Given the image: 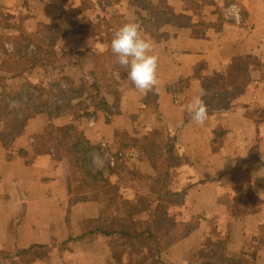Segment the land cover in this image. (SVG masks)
Here are the masks:
<instances>
[{"label":"crops","instance_id":"1","mask_svg":"<svg viewBox=\"0 0 264 264\" xmlns=\"http://www.w3.org/2000/svg\"><path fill=\"white\" fill-rule=\"evenodd\" d=\"M217 3H203L214 10L197 22L190 19L193 25L180 26L169 38L139 24L140 12L125 18L139 24L142 37L151 42L150 54L159 58V82L142 94L131 85L128 70L121 78L110 73L120 94L118 115L82 121L85 138L97 147L94 157L103 161L94 170L100 173L97 193H69L63 165L51 150L35 145L42 121L31 122L9 144L0 141V264H195L208 258L218 242L232 255L264 264V148L259 163L245 164L257 134L264 145L258 131L264 121L255 124L243 117L249 102L239 107L217 99L228 94L227 84L229 93L236 89L240 94L232 100L250 91L241 94V83L253 62L264 57V0H229L222 8ZM97 4L109 13L119 7L109 0H93L89 8L85 0H0V34L36 33L67 8L80 9L79 15L93 22ZM197 26L193 34L190 29ZM96 39L95 32L58 40L57 47L71 54L55 61V68L38 65L22 77L1 71L7 55L0 49V75L10 79L9 85L23 79L40 83L54 70L70 73L78 83L87 80L92 87L98 80L97 55L111 50V43ZM180 90L191 99L201 92L206 93L204 100L214 98L206 104L213 114L203 124L185 111ZM154 110L177 134L174 151L182 162L165 179L154 175L142 180L128 173L143 160L140 146L127 154L123 145L128 136L141 137L158 127L146 120ZM133 117L137 122H131ZM121 165L126 169L117 170ZM122 217L125 224L129 219L126 228L121 227ZM85 221L97 222L105 233H84Z\"/></svg>","mask_w":264,"mask_h":264},{"label":"trees","instance_id":"2","mask_svg":"<svg viewBox=\"0 0 264 264\" xmlns=\"http://www.w3.org/2000/svg\"><path fill=\"white\" fill-rule=\"evenodd\" d=\"M183 1L186 9L198 14L201 5L198 6L197 4L200 1L210 5L215 0ZM217 1L219 8L225 7L229 2V0ZM79 10L65 9L59 18L53 20L50 25L39 33L20 31L12 36L0 34V49H3L7 55L5 62L1 66V71L10 73L13 77H22L27 70L38 65L45 64L49 69L55 68L57 67L54 64L56 63L55 61L66 56L56 57V43L61 37L71 33L78 34L83 32L87 34L106 30V27L102 30H97L88 18L79 15ZM66 18H70V20H66ZM172 19L177 20L175 17H172ZM113 20H117V18H111V21ZM68 21L69 25L73 26L69 28L61 26L62 24H67ZM184 25L190 26L193 23L190 19H187ZM112 29L111 27L110 31ZM41 33H44V38L52 39L51 50L46 52V54L39 53L36 55L46 43L41 42L30 47V41L31 37H38ZM103 33L106 34V31ZM112 38H110V41ZM40 39L42 40L43 37L41 36ZM106 42L110 44L108 39H106ZM7 46H10V51ZM106 52H101L97 55L98 80L92 87L82 86V89L75 87L76 84L72 78H64L66 79L65 81L58 80L52 87L47 86V83H32L27 79H23L17 84L9 85L10 79L0 75V141L3 144H9L18 136L24 134L31 122L42 121V126L34 134L35 145L43 150H51L53 158L63 165V174L66 176L69 185H67V189L70 194L77 193L75 190L82 192L87 189L96 190L95 193H97L100 187V173L91 169L89 159L90 154L96 151L97 147L91 145L85 138L82 130V121L92 117L100 120L106 115L114 117L119 113L120 94L107 76L108 66L103 61L107 54ZM113 59L112 63L115 64V68L111 69L112 73L118 72V74L123 75L122 73L127 71V69L117 63V57ZM45 92H49L51 95L44 100L41 94ZM179 93L181 105L191 101V98L186 97L183 90H180ZM108 94L112 97L111 102L106 98ZM222 97L217 95V98ZM204 101H206V104L210 103L208 99ZM211 114L213 113H210L208 109V115ZM263 121L264 118L259 120V122ZM158 123L157 128L148 131L142 136L140 145L143 153L142 164L133 165L128 170L130 175L137 176V178L142 180L143 177L150 179L154 175L158 179H165L172 167L176 169L181 166L182 159L174 151L177 134L169 131L160 118H158ZM255 142L257 144L254 143L255 145L251 147L249 158L245 161V164L259 163L262 160L260 150L263 138L260 134H257ZM242 167L241 165L240 168ZM125 169L124 165H121L120 169L117 170ZM250 199L253 200V198ZM234 210L235 212L237 211L236 208ZM83 228L84 233L95 234L98 231L105 233L95 221H85ZM195 264L257 263L255 258L251 256L228 253L224 244L218 242L213 247L212 253L208 258L201 259Z\"/></svg>","mask_w":264,"mask_h":264},{"label":"rangeland","instance_id":"3","mask_svg":"<svg viewBox=\"0 0 264 264\" xmlns=\"http://www.w3.org/2000/svg\"><path fill=\"white\" fill-rule=\"evenodd\" d=\"M93 0H85V6L89 8L90 5L92 4ZM109 3L113 4V3H118L116 5H118V9L116 11V13H112V12H106L105 10H102L101 7L96 5L94 6L95 11L93 12L92 8V12L91 15H96L95 21H91L92 24L94 25V27L97 28V30L103 29V27H106V34L105 33H98V31H96L97 33V39H96V43L101 42V43H105L106 39L110 41V38L113 37V33L124 23L128 22L125 18H128L131 16V12L135 11L136 12H140L138 13L139 18H140V22L139 24H142L143 26H147L149 29L152 27H155L157 29L160 30L159 33V37L160 36H164V37H171V35H175V32L178 33L179 29H182L183 27H179V26H184V24H186L187 19H191L194 22H197V20H199L200 16H203V14L210 10H214L213 7L211 6H207L206 4H204L202 6V1L199 2V4H197L198 6H202V9L200 8V15L194 14L193 11L186 9L184 6V1L183 0H116L113 2V0H109ZM148 12V15H147ZM141 14V15H140ZM143 14V16H142ZM147 15V17H146ZM172 17H175L177 20L172 19ZM101 18H103V20L105 21L103 24H101ZM111 18H114L117 20H113L111 21ZM214 18V16H213ZM66 20H70V18H66ZM95 22V23H94ZM97 22V23H96ZM193 23V22H192ZM64 28H69L73 25H69V21L67 24H62L61 25ZM80 26V25H79ZM113 28L110 31V28ZM197 28H199V26L194 27V31L193 29H190L191 32L193 34L197 33ZM44 28H42L43 30ZM38 31L39 32H42ZM185 31V30H184ZM101 32V31H100ZM37 33V32H36ZM73 34V33H71ZM71 34H66L63 37H61L60 39L67 37ZM78 34H83V32L78 33ZM142 32H139V36L142 37ZM41 36L43 37V39L41 40ZM178 37V36H177ZM143 38V37H142ZM59 39V40H60ZM41 40V41H40ZM52 39H48V38H44V33H41L40 35H38V37H31V41H30V47L33 46L34 44L37 45V43H41L44 42L46 43L45 46H42V50L40 49L38 51V53L36 55H38L39 53L42 54H46V52H50L51 47L50 45L52 44ZM40 41V42H39ZM57 45V43H56ZM57 47V46H56ZM107 54L105 55L104 58V63L108 66V72H107V76L109 78V74L112 73L111 69L115 68V64L112 63V60H114V53L111 52V50L109 49V51L106 52ZM71 54V52L67 51L65 48H59L57 47V54L56 57H61L62 55H66L65 57H68ZM197 55V54H196ZM64 57V58H65ZM37 58V56H36ZM255 62H253L252 64V69L246 72V78L243 80V82L241 83V94L243 93V91L245 92L247 89H250V91H247V96H240L236 99L232 100V97L236 95V89H234L231 93H229L230 89H231V84H227L226 88L228 91L227 95H224L222 98H217L219 101H222L224 103H229L231 102H236L238 104V106H244V103L246 104V102L250 103V106L247 107L248 111H244L242 113L244 118L250 119L252 120L255 124L259 123V120L261 118H264V107L261 106V104H264V57L260 56L259 61H257V65L255 64ZM51 76L43 82L40 83H47V86H51L53 84L56 83V81L61 80V81H65L66 79L64 78H72L71 74L68 72H61L59 73V71L55 72L58 74H55L53 71L51 70ZM118 73V72H117ZM113 74V73H112ZM121 74H117L116 76L120 77ZM124 75V74H123ZM242 81V79H241ZM75 82V87H79L82 89V86H86L88 87V81L85 80L84 84L83 83H78L76 81ZM65 86V85H64ZM53 90H55L53 88ZM235 91V92H234ZM51 94L49 92H45L43 94H41L42 98L45 100L48 98V96H50ZM72 95V94H70ZM240 95L239 93H237L236 96ZM109 97H111L108 94ZM255 98V99H253ZM207 99L210 100H214L213 97H210V95L207 97ZM255 100V101H253ZM217 101V100H215ZM259 102V103H258ZM152 116H146V120H150L148 122H152L149 124H152L154 127H156L158 125L157 122V118H158V113L155 112V110L153 112H151ZM93 118V117H92ZM108 119V116L106 115V118H104L102 121ZM131 122H137V120L133 117L131 118ZM147 122V123H148ZM132 131V130H131ZM135 129L133 128V133H134ZM258 131L261 132L264 135V127H262L261 125L258 126ZM141 135V134H140ZM143 136V135H142ZM142 136L141 137H137V135H131L128 136L125 141H124V145L125 146V152L128 154H130L133 150L139 148V146L142 143ZM257 144V142H255ZM141 147V146H140ZM261 147L264 148V145L261 144ZM117 149V147H115ZM115 150V149H113ZM94 151L90 154V167L91 169L94 171L95 169H97V167H100L103 165V161L100 159H96L94 157ZM139 159V157H138ZM141 162V160H140ZM140 164V163H138ZM142 164V162H141ZM98 171V170H97ZM124 218L122 217L121 222L122 228H126L127 225L129 224V219H127V224L124 223ZM117 223H119V219L116 221ZM156 227V226H155ZM159 226H157L156 228H158Z\"/></svg>","mask_w":264,"mask_h":264},{"label":"clouds","instance_id":"4","mask_svg":"<svg viewBox=\"0 0 264 264\" xmlns=\"http://www.w3.org/2000/svg\"><path fill=\"white\" fill-rule=\"evenodd\" d=\"M111 50L117 56V63L127 69L131 85L140 93L147 94L158 85V56L150 54L152 44L139 36V24L126 22L114 33ZM206 93L192 97L185 105V111L197 124H203L208 118V108L203 99ZM260 195H264L262 192Z\"/></svg>","mask_w":264,"mask_h":264}]
</instances>
